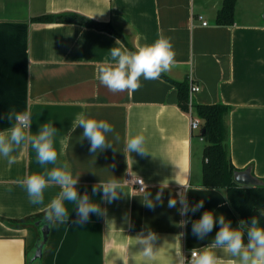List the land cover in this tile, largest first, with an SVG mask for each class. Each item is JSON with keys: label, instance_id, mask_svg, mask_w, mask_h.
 <instances>
[{"label": "crops", "instance_id": "0c3cea01", "mask_svg": "<svg viewBox=\"0 0 264 264\" xmlns=\"http://www.w3.org/2000/svg\"><path fill=\"white\" fill-rule=\"evenodd\" d=\"M224 0H0V113L28 111L32 133L53 122L57 164L68 161L79 174L78 190L92 193L100 180L120 178L124 194L111 204L101 200L103 215L90 214L84 224L74 202H65L63 222L49 223L47 205L61 189L49 185L42 204L30 202L19 183L42 171L30 145H21L9 166L0 157V264H28L29 252L48 228L40 264H182L210 242L219 225L201 240L191 222L215 209L237 226L243 220L219 189L202 184L204 140L191 127L189 110L181 108L176 85L163 77L141 78L134 90L114 92L101 84L99 66L116 40L127 49L152 43L161 34L171 38L173 65L164 72L173 81L200 86L197 104L221 103L227 114L228 148L238 170L252 168L264 182V0H237L234 22L218 24ZM65 20L41 21L40 16ZM201 17V18H200ZM206 21L205 25L203 22ZM109 23L111 29L90 24ZM130 50V49H129ZM105 119L114 126L111 147L90 152L83 128L72 131L78 114ZM194 115L195 112H194ZM11 127L0 118V130ZM143 132L145 152H129L126 142ZM54 165L45 167L49 169ZM142 177L153 197L163 203L149 208L127 175ZM186 188L190 204L203 207L188 215L178 212V193ZM216 189L217 191H214ZM225 189V188H224ZM177 198L169 208L168 200ZM181 221H188L181 224ZM158 234L156 252L146 259L138 234Z\"/></svg>", "mask_w": 264, "mask_h": 264}, {"label": "clouds", "instance_id": "9594fccd", "mask_svg": "<svg viewBox=\"0 0 264 264\" xmlns=\"http://www.w3.org/2000/svg\"><path fill=\"white\" fill-rule=\"evenodd\" d=\"M174 58L171 38L166 35L161 34L152 43L140 46L134 51L118 43L117 39L114 46L109 48V58L99 66L98 79L114 92L134 91L141 86V78L155 80L161 73L169 70ZM0 118H6L11 123V127L0 130V157L7 158L10 166L16 162L13 153L21 145H30L35 150L37 162L42 166V171L26 175L19 181L26 188L30 202L42 204L44 190L49 185H58L61 189L59 195L47 205L46 219L49 223L63 222L68 214L66 201L74 202L79 222L84 224L89 220L90 214L106 213V209L101 207V200L111 204L124 194L120 178L115 175L93 185V195L101 193L99 202L87 192L80 194L77 185L81 173L74 174L72 166L66 160L57 164V128L53 122H43L33 134L32 116L28 111L9 109L6 113H0ZM78 127L83 128V139L90 141V152L95 153L111 147L113 143L108 139L109 134L116 140L119 139L114 126L105 119L80 113L73 122L72 131ZM145 140L144 133L140 132L127 140L126 149L131 153L147 154L144 148ZM49 164L54 166L50 169L45 167ZM141 189L144 191L142 203L149 208H154L157 202L163 203L160 192L153 197L143 185ZM188 190L192 189L184 186V190L178 193L181 207L177 210L182 216L190 212L195 213L204 205L203 199L190 204L187 198ZM218 191L225 200L228 199L227 189ZM177 202L176 197L170 198L167 206L175 207ZM255 212L250 220H240L234 227L230 219L224 214H217L215 209L203 211L199 219L191 222L192 233L203 240L212 232L214 226L219 225L218 230L209 243L192 252L190 259L180 257L182 264H264V207L257 208ZM187 223L188 221H181L182 225ZM138 237L137 243L142 255L146 259L153 258L157 249L158 234L149 229L146 234H138Z\"/></svg>", "mask_w": 264, "mask_h": 264}, {"label": "trees", "instance_id": "16d2710c", "mask_svg": "<svg viewBox=\"0 0 264 264\" xmlns=\"http://www.w3.org/2000/svg\"><path fill=\"white\" fill-rule=\"evenodd\" d=\"M237 0H224L217 13L218 24H232L234 22ZM58 20H65L56 16ZM53 15L38 17L41 21H54ZM90 24H95L91 22ZM96 26L111 29L109 23H96ZM130 50H136L126 43ZM161 77L172 81L178 90L179 104L188 111L190 107L189 89L190 81H173L163 73ZM195 114L201 119L200 137L204 140L202 184L206 187L225 188L232 206L243 220H250L255 210L264 207V183L253 186H243L234 181V173L238 169L232 163L228 148L227 114L229 106L221 103L197 104L192 102Z\"/></svg>", "mask_w": 264, "mask_h": 264}, {"label": "water", "instance_id": "95a60500", "mask_svg": "<svg viewBox=\"0 0 264 264\" xmlns=\"http://www.w3.org/2000/svg\"><path fill=\"white\" fill-rule=\"evenodd\" d=\"M234 181H236L238 184H241L243 186H253V185H260L264 183L260 178H258L257 176L253 174L251 167H248L243 170L235 171ZM48 233L49 231L47 227H44L43 229H41L40 238L36 241L34 247L29 252L28 264H33L36 261L37 262L39 261L40 263L42 251L48 239Z\"/></svg>", "mask_w": 264, "mask_h": 264}, {"label": "built area", "instance_id": "2783aa9c", "mask_svg": "<svg viewBox=\"0 0 264 264\" xmlns=\"http://www.w3.org/2000/svg\"><path fill=\"white\" fill-rule=\"evenodd\" d=\"M203 23L205 25L207 24L206 21H204ZM199 89H200V86L198 84H196V83H194L192 81L190 82V89H189L190 107H189V113L191 115V127L194 130H199L201 128V125H202L201 119L197 115H194V110H193V106H192L194 93L199 91ZM126 181L131 183L139 192H144L141 189V187H142V185L144 187H146V184H145V182H144L142 177H133V176H130L128 174L127 177H126ZM192 252H194V251H192ZM191 254L186 256V258L190 259L191 258Z\"/></svg>", "mask_w": 264, "mask_h": 264}, {"label": "rangeland", "instance_id": "374dc122", "mask_svg": "<svg viewBox=\"0 0 264 264\" xmlns=\"http://www.w3.org/2000/svg\"><path fill=\"white\" fill-rule=\"evenodd\" d=\"M33 264H40V263H39V261H38V262L36 261V262H35V263H33Z\"/></svg>", "mask_w": 264, "mask_h": 264}]
</instances>
